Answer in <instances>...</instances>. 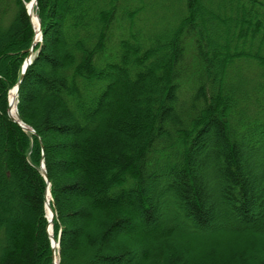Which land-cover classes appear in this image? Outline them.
Masks as SVG:
<instances>
[{
  "label": "trees",
  "instance_id": "1",
  "mask_svg": "<svg viewBox=\"0 0 264 264\" xmlns=\"http://www.w3.org/2000/svg\"><path fill=\"white\" fill-rule=\"evenodd\" d=\"M26 2L0 0V264H52L41 159L58 264H264V0H37L34 135Z\"/></svg>",
  "mask_w": 264,
  "mask_h": 264
},
{
  "label": "water",
  "instance_id": "2",
  "mask_svg": "<svg viewBox=\"0 0 264 264\" xmlns=\"http://www.w3.org/2000/svg\"><path fill=\"white\" fill-rule=\"evenodd\" d=\"M36 3H37V0H32V4L33 6L35 7L36 9ZM28 12V15L30 17V20L32 21V17H31V11H29V9L27 10ZM35 22L37 24V28H36V34L32 40V43H31V46L28 50V54H27V57L23 63V66H22V69H21V74H20V77L18 79V82L16 83V86L14 88V91H15V95H16V98L18 96V90H19V86L23 80V77H24V74H25V71L27 69V67L30 65L31 63V60H32V54H33V51H34V46H35V43H36V37L40 35V22H39V19L35 16ZM9 106V109H8V112H7V115L8 117L14 122L16 123L22 131L26 132V133H31V134H34V132L28 128L27 126H25L20 120H19V117H18V114H17V111H16V107H15V115L16 117L14 118L11 114V108H10V104H8ZM40 172H41V175L43 177V179L45 180V183H46V194L49 193V182L47 180V176H46V172H45V168H44V162L43 160L41 161L40 163ZM47 204V207L49 209V212H50V217H49V220H48V224H51V220L53 218V212L51 210V208L49 207L48 203ZM47 232H48V229H47ZM48 236H49V240H50V243H51V253H52V256L54 257V248L56 246L55 244V241L53 240L52 236L50 235V233L48 232Z\"/></svg>",
  "mask_w": 264,
  "mask_h": 264
},
{
  "label": "bare ground",
  "instance_id": "3",
  "mask_svg": "<svg viewBox=\"0 0 264 264\" xmlns=\"http://www.w3.org/2000/svg\"><path fill=\"white\" fill-rule=\"evenodd\" d=\"M27 7H28L29 11H31V17H32V22H33L34 27H37V24L35 22V15L33 14L34 6H33V4H31V0L27 3ZM8 103L10 104L11 114L15 118L16 117V115H15L16 95H15L14 89L8 95ZM46 198H47V201H49V195H47ZM46 210H47V216L49 217V211H48V209H46Z\"/></svg>",
  "mask_w": 264,
  "mask_h": 264
},
{
  "label": "rangeland",
  "instance_id": "4",
  "mask_svg": "<svg viewBox=\"0 0 264 264\" xmlns=\"http://www.w3.org/2000/svg\"><path fill=\"white\" fill-rule=\"evenodd\" d=\"M29 1H30V0H28V2H29ZM172 6H173V4L170 5V8H169L168 10H170ZM161 10H163V9L160 8L159 11H161ZM165 11H166V10H165ZM8 93H9V92H8ZM8 95H9V94H8ZM16 180H17V179H15V181H16Z\"/></svg>",
  "mask_w": 264,
  "mask_h": 264
}]
</instances>
